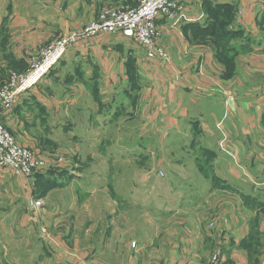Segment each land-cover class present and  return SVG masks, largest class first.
Listing matches in <instances>:
<instances>
[{
  "label": "crops",
  "instance_id": "0c3cea01",
  "mask_svg": "<svg viewBox=\"0 0 264 264\" xmlns=\"http://www.w3.org/2000/svg\"><path fill=\"white\" fill-rule=\"evenodd\" d=\"M35 2L43 18L0 2V87L48 41L104 8L135 5ZM182 4L184 18L157 21L167 60L147 59L121 34L80 41L1 118L20 145L64 160L53 211L31 209L33 180L0 169V208L20 228L46 225L48 264H101L114 253L126 264H207L217 252L220 264H264V10L258 0ZM222 41L239 49L232 64ZM4 235L0 264H23Z\"/></svg>",
  "mask_w": 264,
  "mask_h": 264
},
{
  "label": "built area",
  "instance_id": "2783aa9c",
  "mask_svg": "<svg viewBox=\"0 0 264 264\" xmlns=\"http://www.w3.org/2000/svg\"><path fill=\"white\" fill-rule=\"evenodd\" d=\"M182 2L183 0H135L132 7L104 8L82 29L61 34L41 48L38 57L31 62L25 73L11 74L8 81L0 87V169L32 179L42 171L64 162L61 156H39L28 147L20 145L1 123L3 115L10 113L20 95L34 87L78 42L97 36L113 37L121 34L125 39L133 40L141 46L147 59L167 60V54L159 41L157 21H178L184 18ZM258 2L264 10V0ZM41 204V200L35 196L28 198V205L34 211L40 209ZM209 264H220L218 252L210 258Z\"/></svg>",
  "mask_w": 264,
  "mask_h": 264
},
{
  "label": "rangeland",
  "instance_id": "374dc122",
  "mask_svg": "<svg viewBox=\"0 0 264 264\" xmlns=\"http://www.w3.org/2000/svg\"><path fill=\"white\" fill-rule=\"evenodd\" d=\"M19 4H21V6L23 7V13L26 14L27 16H29L34 9L37 12L38 18H43V15L40 14V11L43 8H39L40 4L38 2H35V4L32 5L30 4V0H18V1L12 0L13 7ZM51 41H48V43ZM48 43H46L45 45H47ZM223 50L225 51V54L228 57L227 59H229L230 63L232 64L239 52V49L225 48ZM56 129L57 128L50 129L51 137L54 131H56ZM112 134H114V132ZM202 154H206V153L202 151ZM97 161H98L97 164H95L94 166H106L103 160H97ZM205 161H207L208 164H206ZM205 161L201 159L200 166L206 169H210L211 168L209 165L210 161L209 160H205ZM90 163H92V161ZM61 165H56L51 169H46L42 171L41 174H37L39 176L35 175L32 178L34 185L33 191L35 193V197L39 199L43 198L41 201L42 203H44V208L46 204L50 211H53L57 206L58 201L62 200L61 189L63 186L62 185L63 174H62ZM109 184L110 183L108 182L107 184L108 188H109ZM73 194L76 195L75 191H73ZM110 196L111 194L109 188V192L105 197L107 199H110ZM9 215H11V209H8V207L0 208V219L2 220V223L0 225V233L3 232L5 234L4 237L6 238V243L16 251L13 252V254L10 256L11 260L14 259L16 261H20V263L23 264H25L26 262H27L26 264H48L47 251L49 244L46 242V239L43 236V234H45L44 229L47 230L46 225L42 222H40L39 224L28 223V226L23 225V227L20 228L19 227L20 225L17 223L15 224L9 223L8 220ZM135 235H136L135 232L127 233L125 237V243L135 240L134 239ZM250 238H251V244H253V246H256L258 242L257 238H259V231L257 224L251 226ZM4 242L5 241H3L2 243ZM20 247L26 249V251H23L22 249H20ZM259 253L260 250L257 253H255V255H258ZM103 258L106 260L105 263L103 262ZM129 259L130 257L125 254L114 253L112 256L106 255L104 257H101V261H102L101 264H126V262ZM82 261L84 264L89 263V261L84 257L82 258ZM209 261L210 258L208 259L207 264H209Z\"/></svg>",
  "mask_w": 264,
  "mask_h": 264
},
{
  "label": "trees",
  "instance_id": "16d2710c",
  "mask_svg": "<svg viewBox=\"0 0 264 264\" xmlns=\"http://www.w3.org/2000/svg\"><path fill=\"white\" fill-rule=\"evenodd\" d=\"M213 28L215 29L216 28V26H215V24L213 25ZM211 29V28H210ZM211 35H212V31H211V33H210ZM219 35V34H218ZM222 35H227L229 38L230 37H236V34L234 35V34H232L230 31H228L227 29H225V31H223L222 32ZM220 36V35H219ZM225 48H229L227 45H226V42H221L220 43V47H219V52L220 53H222L223 54V59H224V61L226 62L227 61V64H229V59H227L228 57H227V55L225 54V51L223 50V49H225ZM237 49V48H236ZM241 50H243V49H241ZM244 52V51H243ZM37 176H39V175H37ZM36 176V177H37ZM33 195L35 196V193H34V191H33Z\"/></svg>",
  "mask_w": 264,
  "mask_h": 264
},
{
  "label": "water",
  "instance_id": "95a60500",
  "mask_svg": "<svg viewBox=\"0 0 264 264\" xmlns=\"http://www.w3.org/2000/svg\"><path fill=\"white\" fill-rule=\"evenodd\" d=\"M227 104L231 107L232 103L231 101H228Z\"/></svg>",
  "mask_w": 264,
  "mask_h": 264
},
{
  "label": "bare ground",
  "instance_id": "6f19581e",
  "mask_svg": "<svg viewBox=\"0 0 264 264\" xmlns=\"http://www.w3.org/2000/svg\"><path fill=\"white\" fill-rule=\"evenodd\" d=\"M4 170V169H3Z\"/></svg>",
  "mask_w": 264,
  "mask_h": 264
}]
</instances>
